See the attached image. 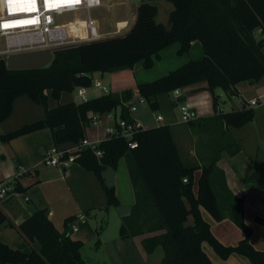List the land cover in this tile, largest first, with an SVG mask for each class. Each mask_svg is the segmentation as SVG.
I'll return each mask as SVG.
<instances>
[{
    "label": "trees",
    "instance_id": "trees-1",
    "mask_svg": "<svg viewBox=\"0 0 264 264\" xmlns=\"http://www.w3.org/2000/svg\"><path fill=\"white\" fill-rule=\"evenodd\" d=\"M152 1L140 3L136 22L125 35L57 49L47 68L10 70L0 57V124L11 116L15 100L22 95L45 109L44 118L0 133V143L49 129L54 146L78 144L86 136V124L93 120L91 114L104 116L119 108L121 119L132 123L126 105L134 97L132 89L56 107L49 106L48 92L59 99L63 92L90 87L91 74L95 72L133 69L139 63L151 69L154 58L174 43H179L178 55L182 56L190 51L193 42H199L204 55L187 60L157 79L139 82L138 94L156 109L157 102L152 98L206 82L213 94L215 119L226 128H241L252 121L254 108L243 99L241 109L226 112L219 106L214 91L221 89L230 97H237V85L257 83L264 78V0H168L175 7L170 14V28L156 21L158 9ZM194 121L188 124L194 125ZM224 133V138L228 136L231 141V154L238 153L240 145ZM130 141L136 147L130 148ZM98 149L100 156L89 148L79 149L74 153V164L92 172L109 204L119 206L115 188L106 184L104 173L117 170L120 160L127 159L135 203L131 212L122 217V238L147 236L142 241L143 249L152 254L161 247L160 264H212L203 242H208L221 258L237 253L247 257L251 264H264V250H257L251 243L253 229L244 219V198L232 194L225 177L216 178L219 156L199 167L187 165L167 125L141 128L131 139L114 133L100 142ZM197 169H201V175L195 192ZM15 184L16 191L22 193L21 185L17 181ZM201 207L217 221L231 219L245 233L244 239L234 247L222 245L204 220ZM189 216L193 218L192 225L187 223ZM74 219L65 220L66 231ZM255 222L264 227L263 217L257 215ZM6 224L15 226L0 206V228ZM17 229L27 241L39 242L40 248L24 252L0 240V264H85L81 257L84 243L67 232L59 233L47 210H37Z\"/></svg>",
    "mask_w": 264,
    "mask_h": 264
},
{
    "label": "crops",
    "instance_id": "crops-1",
    "mask_svg": "<svg viewBox=\"0 0 264 264\" xmlns=\"http://www.w3.org/2000/svg\"><path fill=\"white\" fill-rule=\"evenodd\" d=\"M129 2L132 4L135 13L131 22L127 20L117 22L114 32L107 37L103 35V39L123 36L131 30L137 19L138 5L134 4L131 0H129ZM152 3L158 9L156 21L165 25L167 28H170V14L175 9L174 5L168 0H153ZM159 7H161L164 12L161 22L158 20L160 13ZM172 47L176 49L178 54L180 45L179 43H174L162 50L159 53L158 58H154V65L151 69H147L143 63H139L133 69H123L114 72H95L91 74L92 84L90 87H85L89 99L100 96L104 93L93 86V83L98 81L101 82L103 86L107 87L109 92L116 94H120L126 89H132L134 94L133 100L135 101L139 97L137 91L138 83L149 81L154 77V75L147 73L149 70L156 68V66H160V72L163 75L169 72L168 68H164L165 63L163 60L165 52ZM203 55L204 51L202 45L199 42H193L190 51L182 56H186L184 59L186 62L190 59H201ZM237 90L239 92L237 98H239L240 101V107L237 109H241L242 99L247 103L248 100L253 97L264 95V79L253 84L241 83L237 85ZM214 93L218 98L220 97L218 89L215 90ZM63 94L64 93L61 94L59 100L63 99ZM48 95V104L50 107H56L62 103H55L50 92H48ZM152 101L157 102L156 109H153L147 101L143 104L136 102L137 109L134 112L129 111L132 121L139 123L142 129H150L162 125L169 126L172 129L179 153L187 165L199 167L202 164L213 161L219 156L216 178L222 180L223 177H225L228 189L232 194L238 198H244V219L246 224L253 229L251 243L257 250H264V227L255 222V217L257 215L264 218V170H261L258 164L252 166L251 161V158L254 157L253 151L256 150V163L258 162L261 146L257 144L256 149L249 150L245 142L243 143L241 139L231 135L233 140L240 145V151L234 155L231 154V141L228 139V136L225 138L223 136V132L228 128H226L219 119H215L213 94L209 91L206 82L196 83L181 88L178 97H175L172 93L160 94L155 98H152ZM178 102L187 103L198 113L199 117L194 121V125L180 121ZM233 104L234 102H232V105ZM172 113H177V120L171 119ZM158 116H162V120H158ZM44 117V107L32 102L26 95H22L15 100L11 116L0 124V133L6 134L12 132L25 124ZM120 118V108L113 114V116H102L97 124H90L86 127V137L90 141L99 144L107 138L106 129L115 125ZM197 123H200L199 125L208 124V128L210 127L209 131H211V129L213 131L218 130L222 138L210 137V135H206L205 133L202 135L195 134L193 130L199 126ZM73 145L74 144L72 143H65L56 147L65 149L70 148ZM53 147L54 143L49 129H43L15 138L8 143H0V182L14 180L24 189L21 195L13 196L3 205L4 207H1L9 220L15 225L14 227H11L6 224L0 228V240L8 245L10 242L6 239L10 234L9 230H12L13 228L17 229V226L24 219L31 216L37 210H41V208H39L34 202L33 197L36 198V195H33V197L28 195L29 190L55 181H65L66 179L71 178L72 172H74L76 178L82 177L86 180L90 179L89 174L74 165L69 166L66 170L43 165L42 162L45 152ZM220 150L221 153L219 155ZM124 158L125 157L120 160L117 170H113V172L119 170L120 164ZM241 158L245 159L243 160L244 166L240 162ZM73 166L76 169H74ZM244 167L247 169L244 170ZM109 170L110 169L106 170L104 173L107 185H109L108 177L112 174ZM24 171L25 173L17 179L18 173ZM58 173L60 174L59 177L57 176ZM200 175L201 169H197L194 173L195 192H197V184ZM130 184L128 198L132 207L135 203V196L132 183ZM70 185L71 183H68L69 188ZM117 187L118 186L115 184V191H118ZM217 187H220L218 183ZM125 193L128 194V189H125ZM26 195L29 198L28 202H25L23 198ZM85 199L89 201V197H86ZM200 210L204 220L209 224L214 237L225 247H234L244 239L245 233L228 217L221 221H217L202 207ZM51 213L52 209H49L47 212L48 217ZM187 223L191 225L193 224L192 216L188 217ZM65 232H67L72 238L76 239L75 234L80 232V228L77 226V230L74 231L68 227ZM141 237L142 236H138L134 238H137L139 245H141L143 249L142 241L147 236H143V238ZM25 241L29 242L27 240ZM29 243L30 245L28 248L35 250L36 243ZM202 247L211 259L212 264H251L247 257L237 253H232L226 259L221 258L208 242H203ZM143 252L144 254H147L144 249Z\"/></svg>",
    "mask_w": 264,
    "mask_h": 264
},
{
    "label": "rangeland",
    "instance_id": "rangeland-1",
    "mask_svg": "<svg viewBox=\"0 0 264 264\" xmlns=\"http://www.w3.org/2000/svg\"><path fill=\"white\" fill-rule=\"evenodd\" d=\"M101 2L102 5L99 8H94L89 12L65 15L61 18V21L63 23L75 22V27L72 30L76 34H82L85 30L83 22L90 16L97 23L101 34L106 37L114 32L117 22L123 20L131 22L135 13L129 0H101ZM159 8L158 20L161 22L164 12L161 7ZM4 48L5 40L0 38V51ZM0 57L2 58L1 54ZM185 58L186 56L178 55L175 48H169L164 54V68H168L171 71L183 64ZM160 71V66L149 70L147 73L154 75L153 79L149 81L163 75ZM98 83V81H95L93 86H97ZM79 91L80 89L76 88L73 92H63V99L53 98L54 102H62L60 104H64L66 102L80 101ZM218 93L220 96L219 106L222 110L229 112L240 107L239 98L230 97L221 89H218ZM232 102H234L233 105ZM253 108L255 116L252 121L241 128L228 127V129H225L224 135L229 134L238 137L243 143L245 142L249 150L256 149L257 144L260 145L261 150L259 151L258 162L256 163V150L253 151L254 157L251 158V161L252 166L258 164L261 170H264V105ZM171 119L177 120V113H172ZM207 126L208 124L199 125L193 132L197 135L205 133L210 135V137L222 138L218 130H216L217 132L212 129L209 131L210 129H206ZM243 160L245 159L241 158L240 162L244 166ZM73 165L89 174L90 179L76 178V175L74 176V172H72L71 178L35 187L29 190L28 195L30 197L36 195V198L33 197L34 202L41 210H47L48 212L49 209H52L49 219L59 233L66 231L64 223L67 218L85 215V221L75 220L80 228V232L75 234V237L84 243L81 249V257L85 264H160L163 257L161 247L157 248L152 255L144 254L137 238H122L120 235L122 217L128 215L132 208L128 198L131 180L126 159L122 160L117 172H113L112 169L109 170L112 174L108 177V186L114 187L115 184L118 186V191H115V194L120 201L119 206L109 204L107 194L92 172L86 171L80 165ZM74 166L73 168L76 169ZM245 169L247 168L244 167ZM57 176L59 177L60 174L58 173ZM67 182L71 183L70 188ZM125 189H128V194L125 193ZM86 197H89V201L85 199ZM1 207L4 206L2 205ZM9 232L10 234L6 240L10 242L9 245L11 247L24 252L34 250L28 248L30 243L25 241L26 239L18 229L13 228ZM35 243V250L38 251L40 244L39 242Z\"/></svg>",
    "mask_w": 264,
    "mask_h": 264
},
{
    "label": "built area",
    "instance_id": "built-area-1",
    "mask_svg": "<svg viewBox=\"0 0 264 264\" xmlns=\"http://www.w3.org/2000/svg\"><path fill=\"white\" fill-rule=\"evenodd\" d=\"M102 5L101 0H34V3L22 2V0H0V38L5 40V48L0 54L10 55L13 53H22L28 51L44 49H63L84 43H90L101 40L99 27L95 20L90 16L83 22L85 30L82 34H76L72 28L75 22L63 23L61 18L65 15L77 14L80 12H89L94 8ZM104 93H108L107 87L101 82L95 86ZM79 98L82 102L88 101L89 97L85 87H78ZM175 97L180 95V89L171 92ZM136 102L143 104L146 99L139 97L127 103L130 112L137 109ZM180 121L189 123L197 120L199 115L187 103L178 102ZM248 107L264 105V95L256 96L248 100ZM222 109V108H221ZM114 112L107 115L113 116ZM93 120L90 124H97L102 116L91 114ZM162 120V116L157 117ZM90 124H86V127ZM141 129L137 122L128 123L124 119H118L116 124L106 129L107 137L114 133H119L124 137L131 139L133 134ZM129 147H136V143L129 142ZM82 148L91 149L95 155L100 156L101 151L98 149V143L90 141L86 136L78 144L70 148L61 149L56 146L46 151L43 158V165L66 170L75 162L74 153ZM24 172H19L17 179ZM187 182V179H184ZM21 195L16 191L15 181L0 182V206L4 205L13 196ZM24 201L28 202L29 198L24 196ZM85 215L76 216L70 223V228L77 230L75 220L85 221Z\"/></svg>",
    "mask_w": 264,
    "mask_h": 264
},
{
    "label": "water",
    "instance_id": "water-1",
    "mask_svg": "<svg viewBox=\"0 0 264 264\" xmlns=\"http://www.w3.org/2000/svg\"><path fill=\"white\" fill-rule=\"evenodd\" d=\"M131 1L139 6L143 0ZM55 51L54 49H44L13 53L10 55H3L2 59L5 60L6 66L10 70L42 69L50 66Z\"/></svg>",
    "mask_w": 264,
    "mask_h": 264
},
{
    "label": "snow or ice",
    "instance_id": "snow-or-ice-1",
    "mask_svg": "<svg viewBox=\"0 0 264 264\" xmlns=\"http://www.w3.org/2000/svg\"><path fill=\"white\" fill-rule=\"evenodd\" d=\"M22 2H30V3H34V0H22Z\"/></svg>",
    "mask_w": 264,
    "mask_h": 264
}]
</instances>
